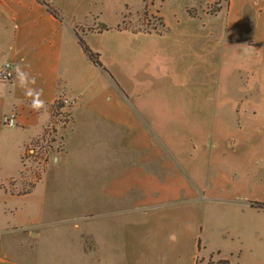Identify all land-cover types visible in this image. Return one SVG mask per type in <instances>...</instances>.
<instances>
[{
    "label": "rangeland",
    "instance_id": "374dc122",
    "mask_svg": "<svg viewBox=\"0 0 264 264\" xmlns=\"http://www.w3.org/2000/svg\"><path fill=\"white\" fill-rule=\"evenodd\" d=\"M52 1L99 53L105 72L94 100L106 109L117 104L135 120V136L121 126L113 145L110 125L91 129L86 120L100 119L84 97L76 120L86 136L69 137L79 153L53 175L52 189L22 198L23 218L33 198L40 212L51 210L53 225H40L34 249L29 233L18 229L25 242L14 243L11 256L19 264H218V257L264 264V93L244 98L264 83V63L247 86L238 72L219 74V57L201 27L227 0ZM97 143L108 154L111 146L120 149L114 188L121 201L114 204L125 212L96 227L97 198H112L96 187L113 176L110 169L96 185ZM82 150L90 157H80ZM140 193L151 200L145 213L132 201ZM85 212L93 214L87 221ZM180 232L183 245L175 251L169 237Z\"/></svg>",
    "mask_w": 264,
    "mask_h": 264
},
{
    "label": "crops",
    "instance_id": "0c3cea01",
    "mask_svg": "<svg viewBox=\"0 0 264 264\" xmlns=\"http://www.w3.org/2000/svg\"><path fill=\"white\" fill-rule=\"evenodd\" d=\"M44 1L53 6L57 14H53L38 0H0V65L4 62H9L10 65L20 62L27 64L28 70L36 78L34 87L43 90L40 99L44 101L43 108L39 111L34 110L31 106L32 101L25 96L24 90L15 86L16 76L13 71L9 80H0L2 86L0 116L12 111L16 113L14 125L0 124V264H19L11 256L10 249L14 243L22 247L25 242L18 237L22 233L18 229L22 228L24 233H29L31 249H34L37 244L36 239L40 235L38 232L40 225H53L55 217L51 210L47 208V212H40L39 202L34 204L33 198L31 212L23 218L22 198L41 188L52 189L53 175L64 172L68 167L67 164L73 162L75 155L79 153L70 147L69 137L86 136L82 121L76 120L77 111L84 102H89L94 107L100 119L95 122L86 120L90 122V128L103 124L107 128L110 125L113 145H118L121 126L131 129V134L135 126V120L121 115L117 104L112 103V108L106 109L103 105L100 106L98 99L94 100L92 93L97 89L101 71H104L102 65L94 63L88 57L78 41L77 34L80 32L74 29L72 22L64 18L65 15L57 9L53 1ZM216 9L217 13L209 16L206 22H202V29L207 30L203 38L211 43L215 56L219 57L218 73L238 72L245 78L244 85H241L247 86L249 76L257 72L264 63V0H227L224 5L221 4ZM163 13L165 15V10ZM168 25L170 24L167 22ZM263 87L264 83L260 84L258 81L256 87L245 92L244 98L252 99L254 95L252 91L255 90L264 93ZM60 92L76 99L75 104L69 108L70 120L64 132L62 148L52 153L38 181L26 191L17 190L19 186H23V182L16 178L21 169V157L25 147L29 146L30 140L38 135L49 121L50 103ZM84 97L85 101H83ZM103 120L106 122H102ZM89 136L95 138V134ZM134 136L133 134L132 138ZM96 147V185L102 183L110 169L113 171V176L104 186L96 187L97 195L100 193L112 195L111 199L96 200L97 227L100 223L106 226L116 217L123 216L122 212L125 211L122 210L125 209L115 206L121 201L118 198L119 189L114 188L117 185L115 181L122 155L120 149L111 146V152L108 154L102 144L97 143ZM82 156L90 157L85 150L80 152V157ZM158 186H163V181L158 182ZM135 198L132 200L137 206L135 209L143 212L147 210L145 206L151 203L148 194ZM24 201L30 203L28 200ZM84 215L87 221L88 216L93 214L85 212ZM42 216L47 221H40ZM78 216L80 214H74L72 220L75 221ZM97 236L96 234V251L100 252L101 244ZM176 237V241L170 246L175 251L178 250V246L183 245L184 239L181 232ZM4 238H9L8 246L3 244Z\"/></svg>",
    "mask_w": 264,
    "mask_h": 264
},
{
    "label": "built area",
    "instance_id": "2783aa9c",
    "mask_svg": "<svg viewBox=\"0 0 264 264\" xmlns=\"http://www.w3.org/2000/svg\"><path fill=\"white\" fill-rule=\"evenodd\" d=\"M11 76L10 63H2L0 65V80L7 81ZM73 102L74 97L67 96L62 92L57 94L49 106V121L43 126L42 131L30 140L29 146L25 147L21 157L22 169L16 178L26 185L25 188L40 179L52 153L61 150L64 132L70 120L69 108L70 105H73ZM15 115L14 111L2 114L0 116V124L6 126L14 125ZM19 187L22 189V186Z\"/></svg>",
    "mask_w": 264,
    "mask_h": 264
},
{
    "label": "clouds",
    "instance_id": "9594fccd",
    "mask_svg": "<svg viewBox=\"0 0 264 264\" xmlns=\"http://www.w3.org/2000/svg\"><path fill=\"white\" fill-rule=\"evenodd\" d=\"M28 68L29 66L23 62L11 65V69L16 76L15 86L24 90L25 96L29 97L32 101V108L36 111H39L44 107V101L40 99L43 90L34 87L36 84V78L30 73ZM169 239L175 242L177 237L173 233L170 235Z\"/></svg>",
    "mask_w": 264,
    "mask_h": 264
},
{
    "label": "trees",
    "instance_id": "16d2710c",
    "mask_svg": "<svg viewBox=\"0 0 264 264\" xmlns=\"http://www.w3.org/2000/svg\"><path fill=\"white\" fill-rule=\"evenodd\" d=\"M38 1H40L41 3H43V4L46 6V8H47L48 10H50L53 14H57L56 9H55L53 6H51L49 3H47V2L44 1V0H38ZM100 29H102V28H100ZM100 29H98V30H100ZM77 37H78V41H79V43L81 44L83 50H84L85 53L88 55V57H89L94 63L100 65L101 62H100V59H99V53H98L97 51L92 50V49H91V48L85 43V41L83 40V38H82V36H81L80 34H77ZM30 186H32V185H30ZM30 186H29L28 188H26L25 190H23V191L28 190V189L30 188ZM217 263H218V264H230V262H229L228 259H226V258H219V259L217 260Z\"/></svg>",
    "mask_w": 264,
    "mask_h": 264
}]
</instances>
